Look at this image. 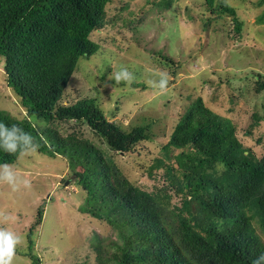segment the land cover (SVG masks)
<instances>
[{
    "label": "trees",
    "instance_id": "1",
    "mask_svg": "<svg viewBox=\"0 0 264 264\" xmlns=\"http://www.w3.org/2000/svg\"><path fill=\"white\" fill-rule=\"evenodd\" d=\"M204 1L207 10L227 14L234 30H241L233 8ZM109 2L0 0V58L6 86L25 113L18 120L0 111V122L36 135L30 117L46 124L73 121L88 127L115 153L130 151L148 138L146 127L124 131L109 122L94 99L60 102L78 60L90 59L99 50L90 34L105 24ZM170 3L158 0L154 6L168 9ZM258 87L257 92L264 82ZM38 128L45 138L38 153L64 158L72 185L84 193L79 212L113 231L106 244L94 238L90 247L95 264H253L264 254V150L258 157L245 148L230 120L205 107L200 98L189 105L162 146L179 150L173 157L175 170L187 174L185 199L176 211L132 185L90 141ZM17 158L0 150V163L13 164ZM217 166H222L220 172ZM43 208L38 207L26 235L23 256L31 264L39 261L32 254V232L42 221Z\"/></svg>",
    "mask_w": 264,
    "mask_h": 264
},
{
    "label": "rangeland",
    "instance_id": "2",
    "mask_svg": "<svg viewBox=\"0 0 264 264\" xmlns=\"http://www.w3.org/2000/svg\"><path fill=\"white\" fill-rule=\"evenodd\" d=\"M157 1L110 0L105 24L90 34L99 50L90 59L78 60L60 101L71 105L94 99L109 122L124 131L146 127L148 138L130 151L115 153L84 124L37 121V127L90 141L132 185L175 210L185 199L187 174L175 170L173 157L179 150L162 146L196 98L230 120L245 148L258 157L264 150V88L256 91L264 82V0H214L217 8L225 4L234 9L239 32L227 14L207 10L204 0H171L168 9L156 8ZM3 65L0 58V111L20 120L25 113L6 86ZM121 66L135 77L131 84L116 82ZM162 74L168 79L163 92L152 84ZM12 165L20 180L30 182V187L18 183L15 189L0 183V213L9 217L0 228L20 237L12 264H31L23 256L26 235L41 204L42 221L32 232L38 264H95L90 247L94 238L106 244L114 234L104 222L79 212L84 193L72 185L67 161L37 152L18 156Z\"/></svg>",
    "mask_w": 264,
    "mask_h": 264
},
{
    "label": "clouds",
    "instance_id": "3",
    "mask_svg": "<svg viewBox=\"0 0 264 264\" xmlns=\"http://www.w3.org/2000/svg\"><path fill=\"white\" fill-rule=\"evenodd\" d=\"M135 77L124 66L115 73V80L117 83L126 81L131 84ZM153 87L163 92L168 84L166 74L161 75L158 82H152ZM30 126L36 132L26 131L17 124H5L0 122V150L10 155H18L21 157L29 156L37 153L41 147L40 141L44 140L43 134L37 127L38 122L35 118L30 117ZM39 137V139H37ZM0 183H6L14 189L18 183H22L24 187H30V182L27 180H20L16 174L14 166L10 163H0ZM9 217L0 213V222H6ZM20 243V237L13 232L4 228H0V264H12L15 255V248ZM253 264H264V254H261L253 260Z\"/></svg>",
    "mask_w": 264,
    "mask_h": 264
}]
</instances>
